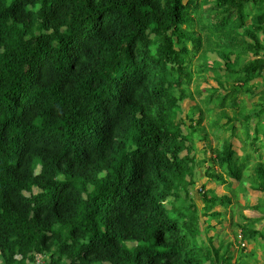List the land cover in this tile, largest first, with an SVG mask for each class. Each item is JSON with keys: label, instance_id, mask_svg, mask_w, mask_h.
I'll return each instance as SVG.
<instances>
[{"label": "trees", "instance_id": "trees-1", "mask_svg": "<svg viewBox=\"0 0 264 264\" xmlns=\"http://www.w3.org/2000/svg\"><path fill=\"white\" fill-rule=\"evenodd\" d=\"M7 1L0 264H246L210 238L197 248V218L164 205L190 174L192 142L176 119L179 103L195 100L190 67L214 53L197 78L210 72L215 87H196L190 113L229 133L212 159L227 181H207L247 184L262 196L261 216L213 191L203 193L202 216L221 221L216 206L237 212L239 250L264 246V0Z\"/></svg>", "mask_w": 264, "mask_h": 264}, {"label": "rangeland", "instance_id": "rangeland-1", "mask_svg": "<svg viewBox=\"0 0 264 264\" xmlns=\"http://www.w3.org/2000/svg\"><path fill=\"white\" fill-rule=\"evenodd\" d=\"M9 2L10 0L7 1L6 5H8ZM217 60L219 59H217L216 54L206 53L204 59L197 58L190 67L193 82L189 87V91L195 100L186 99L180 102L179 107L176 110V119H180L184 123V126H182L181 129L182 133L183 135L189 134V139L192 142V152L187 154L188 157H192V161L189 163L190 174L185 176V189L180 188L178 198L174 200V205H164V209L172 216H175L179 211H184L187 215L195 216L197 218L200 235L193 238V244L196 245L197 248H203L206 246L208 244L206 240L210 238L214 248H217L220 244H228L230 252H232L236 258L240 257L242 261L246 262V264H264L263 245H249L246 249L239 250L241 248L238 244L239 231L236 228L238 213L236 211L232 217L231 214H229V210L226 212V210L216 206L212 211L225 213V216L221 219V221H208L207 218L202 216V205L204 203L203 193L207 191H213L217 196L226 195L231 198L236 196V203L238 202L240 206L245 207L246 210H244L243 213L248 218H259L261 216L255 207L259 203L262 196L251 191L247 184L240 187L238 184L233 183L232 188L227 190L224 186L219 187V185L215 182L207 181V173H216L221 175L223 179L227 181L226 175L222 172L221 168L212 161V159L215 156L213 151L221 146L222 139L227 138L229 133H220L219 131L212 129L205 120L198 125L197 120L200 118L199 113L196 112L194 115H190V113L192 112L195 104H199V101L196 99L198 97L195 96L196 87L200 91L206 89L207 87H215V83L210 78L212 75L210 72H204L199 78H197V74L200 72L199 69L204 68L205 65L211 67L212 63L217 62ZM257 82L260 83L261 80H258ZM204 94L205 92H203L202 97ZM245 101L247 104H250L253 99L247 97ZM201 107L203 108V105H201ZM229 115L231 116L230 113ZM188 116L192 118V128L194 129L188 128L190 124ZM205 135L208 136L207 140L205 139ZM231 143L233 150L239 153V155H242V152H240L241 143L236 140H232ZM203 185L204 189L201 190ZM241 188H246V190L243 192ZM177 200L183 201L186 208L182 202H178ZM171 207L174 208L173 211H171ZM261 227L262 224H259L257 228L259 229ZM132 245L133 244H127L128 247ZM242 245H245V243L243 242ZM253 250L256 255L254 257H250L249 255ZM40 258L41 256L37 255V259ZM26 264H30V262L26 261Z\"/></svg>", "mask_w": 264, "mask_h": 264}, {"label": "clouds", "instance_id": "clouds-1", "mask_svg": "<svg viewBox=\"0 0 264 264\" xmlns=\"http://www.w3.org/2000/svg\"><path fill=\"white\" fill-rule=\"evenodd\" d=\"M38 256H40V255H38ZM35 258L37 259V255H35Z\"/></svg>", "mask_w": 264, "mask_h": 264}, {"label": "crops", "instance_id": "crops-1", "mask_svg": "<svg viewBox=\"0 0 264 264\" xmlns=\"http://www.w3.org/2000/svg\"><path fill=\"white\" fill-rule=\"evenodd\" d=\"M249 245H247V247H248Z\"/></svg>", "mask_w": 264, "mask_h": 264}, {"label": "built area", "instance_id": "built-area-1", "mask_svg": "<svg viewBox=\"0 0 264 264\" xmlns=\"http://www.w3.org/2000/svg\"><path fill=\"white\" fill-rule=\"evenodd\" d=\"M243 246V245H242ZM38 260V259H37Z\"/></svg>", "mask_w": 264, "mask_h": 264}]
</instances>
